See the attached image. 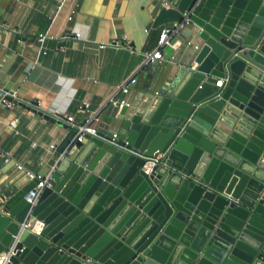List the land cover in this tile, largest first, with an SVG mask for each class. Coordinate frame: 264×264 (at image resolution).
<instances>
[{"label": "water", "instance_id": "obj_1", "mask_svg": "<svg viewBox=\"0 0 264 264\" xmlns=\"http://www.w3.org/2000/svg\"><path fill=\"white\" fill-rule=\"evenodd\" d=\"M185 18L200 49L111 129L66 123L40 192L0 157L5 264H264V0H164L151 24Z\"/></svg>", "mask_w": 264, "mask_h": 264}, {"label": "crops", "instance_id": "obj_2", "mask_svg": "<svg viewBox=\"0 0 264 264\" xmlns=\"http://www.w3.org/2000/svg\"><path fill=\"white\" fill-rule=\"evenodd\" d=\"M163 4L164 0H66L59 9V0H0V93L17 91L19 98L13 108L0 102V148L12 158L2 170L11 172L18 162L43 172L54 155L51 145L59 146L69 130L65 121H52L21 101L40 102L39 108L53 114L76 113L88 102L89 111L77 115L82 121L132 75L137 74V81L129 93L121 94L131 103L137 90L151 82L159 91L178 67L190 61L201 41L183 30L163 50L166 58L174 56L173 61L140 69L145 53L158 46L163 25L151 23ZM69 32H79L84 39L64 38ZM40 33L48 34L45 53L40 52ZM123 36L133 49L98 45L122 41ZM119 110L106 106L93 126L111 129ZM15 117L16 129L10 125Z\"/></svg>", "mask_w": 264, "mask_h": 264}, {"label": "built area", "instance_id": "obj_3", "mask_svg": "<svg viewBox=\"0 0 264 264\" xmlns=\"http://www.w3.org/2000/svg\"><path fill=\"white\" fill-rule=\"evenodd\" d=\"M65 1L66 0H59V4H60L59 9L62 8ZM69 19H73L72 14L69 16ZM186 20H187V18H185L182 21H174V22L165 24L161 27V31H160L159 39H158V46L153 52H146L145 53V59L141 65L140 69L146 67L150 63H163V62L173 61L175 59L174 56H171L170 58H166L163 50H164L165 46H167L173 38H175L176 36H178L181 33V30L183 29ZM47 37H48L47 33H40L38 36V41L40 42V52H42V50L44 53L46 52V50H45L46 48H45L44 44H45ZM64 38L84 39V38H82L81 33H79V32H76V33H70L69 32L68 34L64 35ZM188 43H192V42H188ZM98 45L101 48H104L106 46H121V47H125L128 49H133V45L131 44V41L126 36H123L122 41L117 40V41H114L110 44L106 43V42H100V43H98ZM196 47L198 48V46H196ZM136 81H137V74H134L128 80H126L125 82H123L122 84L117 86L115 91L112 93V95H110L107 98V100L101 106V108H99L98 110L93 112L85 120H82V121L78 120L77 115L79 113H86L89 111L90 104L88 102H84L83 104H81L78 107V110L76 113L57 112V113H54V115L56 116L57 119L65 121L70 126L77 127L78 132H77L76 138L79 141H82L85 139V135L87 133L93 134V135L97 134V128L93 126V121L98 119L99 113L101 112V110L103 108H105L108 105H111V106H114L118 109H122L124 106H130L131 105V101H129L125 97H122L121 94L129 93L131 90L132 84L135 83ZM217 85L222 87L224 85V79L218 80ZM0 96H1L0 102L8 108H13L16 104V101L19 99L17 91H9V90L3 89L0 93ZM31 103L34 104L35 108H39V106H40V102H37V103L31 102ZM18 123H19L18 117H15L13 120L10 121V125L14 129L17 128ZM117 135H118L117 131H113L112 139H108V140L114 141V139L117 137ZM104 138H106V137H104ZM51 148L53 149V151H55L56 145H54V144L51 145ZM161 156H162V154H159L158 156L150 159V161L146 165L145 170L150 171L159 162ZM0 157L4 158L5 164L10 163L11 159H12L10 154L7 152H4L1 148H0ZM15 166L18 170H26V174L30 178H35V177L40 178V181L35 188L39 192H40L41 188L44 187L46 185V183L49 181L50 175H47L45 178H43L38 173H36L30 169H27L22 163L15 162ZM24 226L28 227L29 224L25 223ZM38 231L39 230H37V232ZM5 260H6V258L3 256L0 259V264H5Z\"/></svg>", "mask_w": 264, "mask_h": 264}, {"label": "rangeland", "instance_id": "obj_4", "mask_svg": "<svg viewBox=\"0 0 264 264\" xmlns=\"http://www.w3.org/2000/svg\"><path fill=\"white\" fill-rule=\"evenodd\" d=\"M189 62V61H188Z\"/></svg>", "mask_w": 264, "mask_h": 264}]
</instances>
